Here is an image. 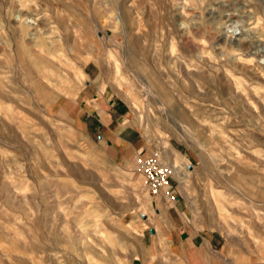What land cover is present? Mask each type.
<instances>
[{
  "label": "rangeland",
  "instance_id": "obj_1",
  "mask_svg": "<svg viewBox=\"0 0 264 264\" xmlns=\"http://www.w3.org/2000/svg\"><path fill=\"white\" fill-rule=\"evenodd\" d=\"M89 86L195 223L263 243L264 0H0V264H170L168 202L82 122Z\"/></svg>",
  "mask_w": 264,
  "mask_h": 264
},
{
  "label": "crops",
  "instance_id": "obj_2",
  "mask_svg": "<svg viewBox=\"0 0 264 264\" xmlns=\"http://www.w3.org/2000/svg\"><path fill=\"white\" fill-rule=\"evenodd\" d=\"M79 99L82 122L89 130L120 150L133 148L136 154L143 152L145 148L136 139L135 128L126 123L125 101L117 102L110 95L97 94L91 91V86L80 92ZM177 196L175 201L166 200V226L152 227L155 233L150 231L152 240L166 241L170 264H264V241L248 244L227 239L221 231L195 223ZM163 200V196H154L153 202L158 207Z\"/></svg>",
  "mask_w": 264,
  "mask_h": 264
},
{
  "label": "built area",
  "instance_id": "obj_3",
  "mask_svg": "<svg viewBox=\"0 0 264 264\" xmlns=\"http://www.w3.org/2000/svg\"><path fill=\"white\" fill-rule=\"evenodd\" d=\"M135 161L136 169L143 175L145 186L152 196H163L170 202L178 198L170 184L173 170L162 162L158 152L137 153Z\"/></svg>",
  "mask_w": 264,
  "mask_h": 264
},
{
  "label": "bare ground",
  "instance_id": "obj_4",
  "mask_svg": "<svg viewBox=\"0 0 264 264\" xmlns=\"http://www.w3.org/2000/svg\"><path fill=\"white\" fill-rule=\"evenodd\" d=\"M27 24L30 26L32 24V21L27 19Z\"/></svg>",
  "mask_w": 264,
  "mask_h": 264
},
{
  "label": "water",
  "instance_id": "obj_5",
  "mask_svg": "<svg viewBox=\"0 0 264 264\" xmlns=\"http://www.w3.org/2000/svg\"><path fill=\"white\" fill-rule=\"evenodd\" d=\"M151 233H155V230L153 228H151Z\"/></svg>",
  "mask_w": 264,
  "mask_h": 264
}]
</instances>
